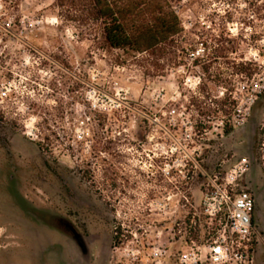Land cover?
<instances>
[{"label": "rangeland", "instance_id": "1", "mask_svg": "<svg viewBox=\"0 0 264 264\" xmlns=\"http://www.w3.org/2000/svg\"><path fill=\"white\" fill-rule=\"evenodd\" d=\"M172 6L184 34L151 58L110 51L56 0H0V264L206 254L225 220L205 198L244 161L264 264V0Z\"/></svg>", "mask_w": 264, "mask_h": 264}, {"label": "trees", "instance_id": "2", "mask_svg": "<svg viewBox=\"0 0 264 264\" xmlns=\"http://www.w3.org/2000/svg\"><path fill=\"white\" fill-rule=\"evenodd\" d=\"M56 4L69 23L97 26L110 51L158 58L175 48L184 34L172 0H56Z\"/></svg>", "mask_w": 264, "mask_h": 264}, {"label": "built area", "instance_id": "3", "mask_svg": "<svg viewBox=\"0 0 264 264\" xmlns=\"http://www.w3.org/2000/svg\"><path fill=\"white\" fill-rule=\"evenodd\" d=\"M204 48L191 55L193 60L204 54ZM7 96V94H4ZM248 171L247 161L235 167L226 177L225 184L215 185L204 202V212L211 219H224V228L215 240L206 247L182 254L178 264H255L259 233L254 216L256 199L241 183ZM118 249V248H115ZM167 252L156 249L150 254L154 264H169Z\"/></svg>", "mask_w": 264, "mask_h": 264}, {"label": "flooded vegetation", "instance_id": "4", "mask_svg": "<svg viewBox=\"0 0 264 264\" xmlns=\"http://www.w3.org/2000/svg\"><path fill=\"white\" fill-rule=\"evenodd\" d=\"M55 224H56L55 228H57L58 232H60L63 236H65V238H68L70 240H76L78 242V240L75 239L73 232L70 231V229L67 226H65L66 225L65 222H56Z\"/></svg>", "mask_w": 264, "mask_h": 264}, {"label": "water", "instance_id": "5", "mask_svg": "<svg viewBox=\"0 0 264 264\" xmlns=\"http://www.w3.org/2000/svg\"><path fill=\"white\" fill-rule=\"evenodd\" d=\"M255 213H256V210H255ZM59 222H65V223H66L65 226H67V227L70 229V231L73 232L75 238H76V239H79V238H80V235H79V233L77 232V230L75 229V227H73L69 222L64 221V220H59ZM83 251H84V253H87V249H84V248H83Z\"/></svg>", "mask_w": 264, "mask_h": 264}]
</instances>
